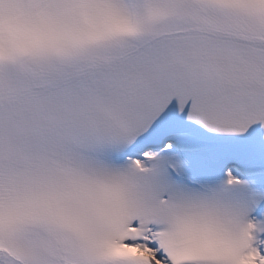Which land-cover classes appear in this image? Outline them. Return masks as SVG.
<instances>
[{"label": "snow or ice", "instance_id": "6c2138e0", "mask_svg": "<svg viewBox=\"0 0 264 264\" xmlns=\"http://www.w3.org/2000/svg\"><path fill=\"white\" fill-rule=\"evenodd\" d=\"M0 264H264V0H0Z\"/></svg>", "mask_w": 264, "mask_h": 264}]
</instances>
